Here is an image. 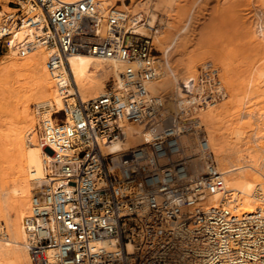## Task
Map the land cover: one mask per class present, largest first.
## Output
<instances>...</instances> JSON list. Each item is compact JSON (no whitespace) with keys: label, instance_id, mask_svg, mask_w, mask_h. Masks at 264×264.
<instances>
[{"label":"built area","instance_id":"2783aa9c","mask_svg":"<svg viewBox=\"0 0 264 264\" xmlns=\"http://www.w3.org/2000/svg\"><path fill=\"white\" fill-rule=\"evenodd\" d=\"M8 3L13 14L3 19L0 42L7 47L23 25L32 30L17 54L42 48L63 97L62 110L47 118L34 107L50 156L22 221L30 264H264V203L250 213L227 208L237 194L206 163L198 113L225 97L219 68L200 67L185 103L152 101L157 52L149 37L131 32L123 11L111 9L100 34L97 0ZM75 53L118 60L119 86L83 101L68 67ZM126 124H144L149 139L103 155ZM215 195L217 204L206 203Z\"/></svg>","mask_w":264,"mask_h":264},{"label":"bare ground","instance_id":"6f19581e","mask_svg":"<svg viewBox=\"0 0 264 264\" xmlns=\"http://www.w3.org/2000/svg\"><path fill=\"white\" fill-rule=\"evenodd\" d=\"M60 1L72 3L80 0ZM117 1L121 3L116 5ZM180 1L129 0L124 3V0H97L98 14L103 17L98 32L104 33V19L111 9L116 8L125 13L126 25L133 34L152 40L157 52L153 57L157 75L147 84L152 101L185 103L191 96L187 89L190 88L189 82L196 81L200 67L212 63L219 68L227 99L222 98L198 113L208 145L206 163L213 162L223 178L224 189L237 194L236 201L226 207L236 213L253 212L264 203V112L256 107L264 100L261 99L264 96V54L242 69L239 46L222 41L211 44V41L194 40L191 38L192 26L199 22L195 20L198 0H194L189 8H183ZM215 1L219 7L228 3V0ZM29 9V5H23L24 12ZM10 11H0V27L5 16L6 19L12 16L13 10ZM230 12L246 39L245 42L240 40L238 45L264 47V0L248 13L243 9ZM33 36V31L25 25L12 31L7 39V52L0 60L2 75L28 72V94L16 108L17 119H14L17 121L11 120L0 132V144L5 145L12 156L11 176L6 181L0 180V264H30L22 221L32 191L45 177L43 162L50 156V152L39 144L38 128L36 126L35 132L29 104L42 107L43 118H47L51 110L63 108V97L53 88L45 68V51L36 48L22 58L17 54L18 47L32 40ZM68 67L83 101L101 95L105 91V82L112 81L114 88L119 86L122 64L118 60L75 53L69 56ZM143 130L144 124H126L122 136L102 148L103 155L117 154L140 145L150 137ZM217 200L218 195H215L206 203L217 204L214 203ZM130 248L127 244V249Z\"/></svg>","mask_w":264,"mask_h":264},{"label":"rangeland","instance_id":"374dc122","mask_svg":"<svg viewBox=\"0 0 264 264\" xmlns=\"http://www.w3.org/2000/svg\"><path fill=\"white\" fill-rule=\"evenodd\" d=\"M260 1L261 0H228V3L219 7L215 0H198L196 4H199V7L196 8L195 11L197 16L194 13L196 16L195 18L197 19H194L196 22L199 20V22H197V25H194V23L193 26L191 25L193 31L189 27V31H192V33L194 32L193 37L191 38L204 42L211 41V44L220 43L222 41V43L239 46L238 48L241 52L239 64L242 69H245V67L254 62L257 57L264 54V47L256 46L255 44L238 45L240 40L245 42L246 39L244 38L242 29L237 27L232 15L229 14L231 13L230 11L240 9H243L246 13H248V11H250L254 5H258ZM8 2L9 0H0V11L8 13V11L11 10V5ZM128 2L129 0H124V3ZM193 2L194 0H181L180 4L183 8H189L188 6L193 4ZM120 3V1H117L116 5ZM194 19L193 22L195 21ZM6 52L7 47L0 42V60ZM26 75H28V72H17L9 76H5L0 73V132L8 127L7 125L11 122V120L12 122L17 121L16 108L20 104L21 100L24 99L25 95L28 94V89L26 88ZM111 84L112 81L105 82V88H108ZM224 95L225 97H223L222 100L225 101L227 97L226 94ZM261 99H264V96ZM257 100L258 99H253L255 102ZM34 107V104H29V110L31 111V115L34 120V128L36 132L38 117L34 112ZM256 107L260 108V111L264 112V100L257 104ZM37 133L39 135V130H37ZM262 133H264V131ZM11 162V152L7 151V147L5 145L0 144L1 181H6L11 176ZM9 163L10 166H8Z\"/></svg>","mask_w":264,"mask_h":264}]
</instances>
